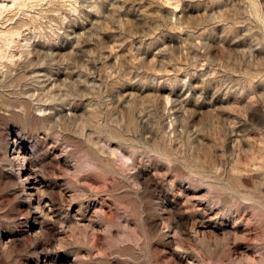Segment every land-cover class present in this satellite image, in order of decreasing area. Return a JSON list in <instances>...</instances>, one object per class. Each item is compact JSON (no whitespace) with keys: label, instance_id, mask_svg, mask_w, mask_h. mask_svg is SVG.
<instances>
[{"label":"rangeland","instance_id":"rangeland-1","mask_svg":"<svg viewBox=\"0 0 264 264\" xmlns=\"http://www.w3.org/2000/svg\"><path fill=\"white\" fill-rule=\"evenodd\" d=\"M43 262L264 264V0H0V264Z\"/></svg>","mask_w":264,"mask_h":264},{"label":"bare ground","instance_id":"bare-ground-1","mask_svg":"<svg viewBox=\"0 0 264 264\" xmlns=\"http://www.w3.org/2000/svg\"><path fill=\"white\" fill-rule=\"evenodd\" d=\"M13 150H10V154L13 156H11L14 160V163H15V167L16 168H19L20 170V173H19V179H20V182H19V186H23L24 184L25 185H31L32 183H30L33 179V174L31 171V168H27L25 169V164L27 162V158L25 156V154L23 155V152L21 150V148L18 147V143L17 141L14 139L13 140ZM8 149V148H7ZM29 157V156H28ZM30 159V158H28ZM31 163V162H30ZM32 165V164H31ZM30 165V166H31ZM32 167V166H31ZM21 172H23V174H21ZM22 178V179H21ZM19 181V180H18ZM15 183V182H14ZM40 187V186H39ZM36 184H34L32 186V188L28 191L29 193V197H34V200H35V204H37L35 208H37V210H42V205H41V201L39 200V196H40V188H39ZM22 188V187H21ZM20 188V189H21ZM43 189V188H42ZM45 192V191H44ZM43 203V202H42ZM38 210V211H39ZM32 211V210H31ZM45 211V210H44ZM35 212V210H34ZM37 212V211H36ZM43 212V211H42ZM195 225V224H194ZM3 247V246H2ZM44 263V262H43ZM42 263V264H43ZM45 264V263H44Z\"/></svg>","mask_w":264,"mask_h":264}]
</instances>
